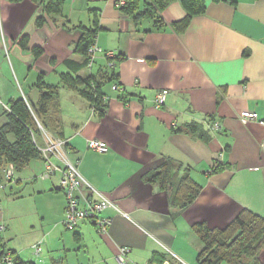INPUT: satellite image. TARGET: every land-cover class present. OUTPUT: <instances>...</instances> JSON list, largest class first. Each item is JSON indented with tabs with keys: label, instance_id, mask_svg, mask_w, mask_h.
Returning <instances> with one entry per match:
<instances>
[{
	"label": "crops",
	"instance_id": "obj_1",
	"mask_svg": "<svg viewBox=\"0 0 264 264\" xmlns=\"http://www.w3.org/2000/svg\"><path fill=\"white\" fill-rule=\"evenodd\" d=\"M119 1L126 0H63L61 16L36 26L42 6L33 0H0V117L13 100L36 103L40 77L57 86L70 159L86 181L126 214L106 211L103 216L112 223L103 235L88 221L67 231L59 175L38 181L44 164L33 161L26 169L37 187L36 220L30 224V252H17L15 245L10 249L15 264H117L122 247L130 249L129 264H148L167 251L182 264H196L201 245L193 224L222 227L243 210L264 218V125L244 124L239 118L242 111H252L264 121V0H203L205 13L192 17L180 34L169 26L154 30L153 20L132 26L130 17L119 11ZM138 1L142 8L144 0ZM92 10L98 15L95 44L100 54L92 69L74 72V64L68 67L65 61L84 60L75 48L81 27L91 24ZM159 15L170 25L186 13L180 0H172ZM23 37L25 48L19 45ZM34 48L40 50L38 56ZM107 51L120 58L111 70L121 90L103 88L107 107L97 116L80 95L81 88L63 86L60 77L97 76L107 70L100 57ZM163 89L168 96L156 108L153 100ZM209 121L221 129L209 134V141L185 131L193 122L206 129ZM92 139L106 143L108 152L88 149ZM167 158L183 169L190 167L191 177L202 186L182 211L170 208L168 192L144 179ZM214 161L223 168L213 172ZM2 220L7 231L11 223L3 215ZM38 243L36 256L32 247ZM260 260L264 264V251Z\"/></svg>",
	"mask_w": 264,
	"mask_h": 264
},
{
	"label": "trees",
	"instance_id": "obj_2",
	"mask_svg": "<svg viewBox=\"0 0 264 264\" xmlns=\"http://www.w3.org/2000/svg\"><path fill=\"white\" fill-rule=\"evenodd\" d=\"M5 1L18 3L20 0ZM33 1L38 6H42L44 16L36 20V26L43 25L47 17L52 18L62 14L63 0ZM171 1L144 0L142 8H139L140 2L138 0H126L124 5L117 7L120 12L130 17L132 26L137 27L139 22L144 19L153 20L154 30L169 26L177 34L182 33L187 28L192 17L205 13L203 0H180L186 15L182 20L168 25L159 14ZM90 14L91 24L89 27H81L82 33L75 48V51L83 56L84 60L78 64L69 60L65 61L68 67L74 64L72 69L74 72L88 68L87 49L94 43L100 29L97 13L92 10ZM26 44L27 39L23 37L19 45L21 48H25ZM32 52L34 56L40 54L38 48H34ZM118 61H120L118 56L106 59L105 67L107 70L97 76L89 75L81 78L62 75L60 82L69 89L81 88L80 95L88 102L93 114L102 116L107 107L103 88L107 85L111 87L115 85L118 88L117 91L121 90L118 75L111 70L115 62ZM109 62H112V66H109ZM35 88L38 92L36 103L20 98L9 102L8 110H3L4 122L0 124V184L2 185L4 180L1 172L8 165H12L15 173H19L25 170L31 162L43 161L41 152L34 143V140L37 141L36 135H40L38 124L44 130L65 141L59 118L57 104L59 91L57 86L46 84L40 77ZM209 124L212 125L213 121H209ZM184 128L187 133L193 136L205 141L210 140L208 128L204 129L194 122L185 125ZM10 136L12 141L9 140ZM65 150L69 154L67 142H65ZM221 168L223 166L217 161L213 162V172L219 171ZM191 171L190 167L183 169L180 164H175L173 160L167 158L157 168L148 171L144 175V179L149 184H157L160 191L168 192L170 208L182 211L191 206L202 191V186L191 177ZM191 230L201 245L195 258L196 264H263L260 255L264 251V218L261 216L243 210L225 226L210 227L202 222L193 224ZM6 254L12 258V264L17 262L13 257L15 252L7 249L0 233V264H2ZM165 262L175 264L170 262L165 255L156 254L148 264H164Z\"/></svg>",
	"mask_w": 264,
	"mask_h": 264
},
{
	"label": "built area",
	"instance_id": "obj_3",
	"mask_svg": "<svg viewBox=\"0 0 264 264\" xmlns=\"http://www.w3.org/2000/svg\"><path fill=\"white\" fill-rule=\"evenodd\" d=\"M123 1H119L116 5H123ZM100 54V49L96 46L95 41L87 49V58L89 59L88 68H91L96 58ZM104 60L113 58L112 52H104L100 55ZM109 66H112V62H109ZM113 91H117L118 88L113 85L111 87ZM168 91L163 89L157 92L153 100V104L156 108H160L164 105ZM92 111V110H91ZM93 112V111H92ZM239 118L242 123L249 122L257 123L261 126L264 125V121L258 118V115L252 111H242L239 114ZM38 128L41 132V138L43 144L39 145L37 141L34 143L38 147L43 157L44 169L40 175L41 180H47L55 175H59V190L65 196V207L63 213L62 224L67 231H74L81 221H88L93 224L96 232L103 235L108 231V227L112 222L111 217H105L103 214L106 211H113L117 215L125 217L126 214L122 213L118 206L111 201L103 192L93 187L83 176L80 174L76 163H74L69 154L65 150V142L56 135L44 130L39 124ZM210 134H215L220 130V125L217 122H213L212 125H207ZM87 148L98 153L106 154L108 147L106 143L92 139L87 142ZM14 177V169L12 165H9L4 174L5 181ZM3 188L0 185V189ZM127 248L119 249V253L116 257L118 264H128L126 262ZM40 247L34 246V254L38 255ZM169 254L175 257L173 254ZM125 256V257H124ZM12 258L6 254L3 258L2 264H12Z\"/></svg>",
	"mask_w": 264,
	"mask_h": 264
},
{
	"label": "rangeland",
	"instance_id": "obj_4",
	"mask_svg": "<svg viewBox=\"0 0 264 264\" xmlns=\"http://www.w3.org/2000/svg\"><path fill=\"white\" fill-rule=\"evenodd\" d=\"M87 71L89 72V70ZM19 93L21 94L20 90H19ZM4 110H8V107H5ZM0 111L2 112L1 107H0ZM3 122H4V118L0 117V124ZM39 136L41 137V132ZM36 138L38 142H40V139L37 135H36ZM9 140L12 141L11 136L9 137ZM8 166L1 172L2 179L4 180V183H3L4 189H0V233H1V236L7 248L12 249L14 248V245H15L16 248H14V250H16L17 252H19V249L25 250V248H27V251L29 253L30 252L29 244H31L29 240L31 239L30 233L32 230L30 227V224H32V222L34 223L33 220H36L35 216L32 215L33 210H34L33 192H36L37 187L34 185L35 182H33V179H31L30 177L31 172L28 169L23 170L19 173H15L14 171V177L10 179L11 181L9 182L8 180L5 181L4 174ZM37 179H40V178L38 177ZM38 181H42V180H38ZM0 185L3 186L2 184ZM2 215L5 218V222L11 223V227H8L7 231H6V226L3 224ZM13 219H16L15 221V227H16L15 232L16 233H13L12 231V220ZM14 235H16L17 237L15 238ZM36 245L40 247V243L35 244L34 246ZM34 246L32 247L33 251H34ZM122 248H127V247H122ZM127 249L129 251L126 254V262L129 264L128 256L130 253V249L129 248ZM43 253L44 254L46 253V250L44 247H42V254ZM71 255L72 254L69 253L68 258H70ZM165 256L168 258L170 262H173L175 264L176 263L182 264L178 261L176 257L171 256L168 252L167 254H165ZM89 263H91V261L86 262V264H89ZM165 263L170 264L168 262H165Z\"/></svg>",
	"mask_w": 264,
	"mask_h": 264
},
{
	"label": "water",
	"instance_id": "obj_5",
	"mask_svg": "<svg viewBox=\"0 0 264 264\" xmlns=\"http://www.w3.org/2000/svg\"><path fill=\"white\" fill-rule=\"evenodd\" d=\"M165 264H167V263H165Z\"/></svg>",
	"mask_w": 264,
	"mask_h": 264
}]
</instances>
